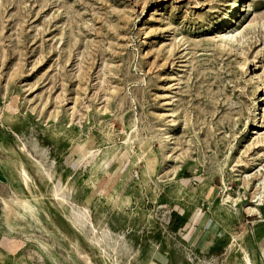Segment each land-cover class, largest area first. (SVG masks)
I'll list each match as a JSON object with an SVG mask.
<instances>
[{
	"label": "rangeland",
	"instance_id": "rangeland-1",
	"mask_svg": "<svg viewBox=\"0 0 264 264\" xmlns=\"http://www.w3.org/2000/svg\"><path fill=\"white\" fill-rule=\"evenodd\" d=\"M234 1L0 0V264H264V0Z\"/></svg>",
	"mask_w": 264,
	"mask_h": 264
},
{
	"label": "bare ground",
	"instance_id": "bare-ground-1",
	"mask_svg": "<svg viewBox=\"0 0 264 264\" xmlns=\"http://www.w3.org/2000/svg\"><path fill=\"white\" fill-rule=\"evenodd\" d=\"M234 10L240 8V5L239 4V1L238 0H235L234 1ZM240 10V9H239ZM233 13L232 12V15L228 16L225 18V20H227L228 24L226 26V29L229 27V24L234 21V16H233ZM234 35H224L222 38L223 40L227 39V38H232ZM220 37V36H219ZM258 106L256 107V113L254 114V117H255V120L258 118ZM23 150L24 152H26L28 154V156L34 161V165L36 167V172L37 173H41L42 175H45L48 179L51 178V170L47 169L46 166L42 163V161L37 158L34 154H32L26 147L23 146ZM19 173L22 177V179L24 180H27L29 179V175L28 173L25 171L24 168H20L19 169ZM71 189L69 188V186L65 185V184H60L58 187H53L52 189V196H58L60 194H63L61 196V200L66 202L69 207H70V220H71V223L76 227L78 228L80 231L82 232H87L89 234V238L90 240L95 244L97 245L98 247L101 248V242H105L104 241V238L102 235H100L98 233V230L96 229L94 223L91 221V219L89 218V215L87 213V209L85 208V206L83 204H76L74 203L72 200H71V197L68 198L67 196H70V191ZM14 193V192H13ZM58 198V197H57ZM20 201V204L24 207H29V203L28 201H25V200H21L19 199ZM103 230V229H101ZM103 232V231H102ZM101 233V232H100ZM109 233V232H108ZM111 234V233H110ZM113 235V234H112ZM106 236V234H105ZM119 236V235H118ZM108 237V236H106ZM111 237V236H110ZM117 237V236H116ZM123 237V236H122ZM109 239V237L107 238ZM112 240H114V242H117L116 238L113 239L111 238ZM120 240V239H119ZM121 241H124V240H121ZM111 242V241H110ZM104 244V243H103ZM108 244V243H107ZM114 244V243H113ZM112 244V245H113ZM117 245V244H116ZM127 245V244H126ZM130 246V245H129ZM125 247V246H124ZM127 247V246H126ZM125 247V248H126ZM114 248V247H113ZM129 248V247H128ZM241 250H243L242 246H240ZM104 249V248H103ZM102 249V250H103ZM108 249V248H106ZM115 249V248H114ZM113 249V250H114ZM128 250V249H127ZM131 250V249H129ZM128 250V251H129ZM118 251V249H117ZM123 251V250H122ZM120 252V251H119ZM134 252V251H133ZM127 253V252H126ZM117 254V253H116ZM115 254V255H116ZM80 255V254H78ZM107 255H110V254H107ZM119 255V254H118ZM124 255V254H123ZM86 256V255H85ZM111 256V255H110ZM81 257V255H80ZM84 257V256H83ZM121 258V257H120ZM131 258V257H130ZM129 258V259H130ZM85 259V262L86 261V258ZM244 261H245V264H252L251 263V259L250 257L248 256L247 253H244ZM89 262V261H88ZM118 262V261H117ZM116 262V263H117ZM92 263V262H91ZM89 264V263H88ZM118 264V263H117Z\"/></svg>",
	"mask_w": 264,
	"mask_h": 264
},
{
	"label": "crops",
	"instance_id": "crops-1",
	"mask_svg": "<svg viewBox=\"0 0 264 264\" xmlns=\"http://www.w3.org/2000/svg\"><path fill=\"white\" fill-rule=\"evenodd\" d=\"M0 175L2 174L0 173ZM7 189H9V187L7 186V183L5 182L3 178L0 177V199L4 197V195L7 192Z\"/></svg>",
	"mask_w": 264,
	"mask_h": 264
}]
</instances>
